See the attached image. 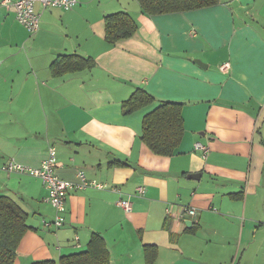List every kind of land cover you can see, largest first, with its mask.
I'll use <instances>...</instances> for the list:
<instances>
[{"label":"crops","instance_id":"1","mask_svg":"<svg viewBox=\"0 0 264 264\" xmlns=\"http://www.w3.org/2000/svg\"><path fill=\"white\" fill-rule=\"evenodd\" d=\"M35 10L31 34L0 0V196L29 225L14 264L83 251L93 233L110 264H264V0L155 15L137 0ZM118 12L137 28L109 43L104 17ZM61 54L93 65L53 75ZM137 88L154 100L123 114ZM165 101L183 104V137L172 155L153 153L141 138L143 116ZM50 146L59 178L78 181L82 170L106 184L70 191L57 228L44 226L55 211L43 183L2 169L11 160L37 167ZM138 186L144 194L124 211L117 200ZM186 206L194 217H180ZM146 245L155 254L147 256Z\"/></svg>","mask_w":264,"mask_h":264},{"label":"trees","instance_id":"2","mask_svg":"<svg viewBox=\"0 0 264 264\" xmlns=\"http://www.w3.org/2000/svg\"><path fill=\"white\" fill-rule=\"evenodd\" d=\"M137 1L143 13L155 15L203 8L214 5L219 0ZM136 28V21L127 13L118 12L104 17V35L109 43L132 35ZM92 65L93 60L89 57L61 54L52 62L50 69L53 75L58 76L65 72L89 68ZM153 100L154 97L151 94L142 88H137L122 102V112L129 114ZM182 106L180 102L165 101L143 116L141 138L153 153L172 155L175 152L184 131ZM28 229L27 214L13 200L0 196V264H14L17 247ZM144 248L147 256L156 252L153 245H146ZM147 262L150 264L152 258ZM31 264H110V262L103 239L99 234L93 233L85 250L63 255L57 261L48 259Z\"/></svg>","mask_w":264,"mask_h":264},{"label":"built area","instance_id":"3","mask_svg":"<svg viewBox=\"0 0 264 264\" xmlns=\"http://www.w3.org/2000/svg\"><path fill=\"white\" fill-rule=\"evenodd\" d=\"M78 0H1V3L5 6H12L14 9L15 18L28 33L33 34L37 31L40 21V13L35 10V5L39 3L42 9L49 8H62L71 9ZM220 71L226 72L229 69V63L224 62L219 66ZM195 147L202 150L203 155L206 154V147L200 143H195ZM56 160V151L53 146H50L47 150L45 158L41 160V163L37 167L25 166L17 163L13 160L6 163L2 169L7 173H23L31 176L38 177L47 190V201L54 209V219L50 221H44V226L59 227L62 225L64 218L63 212L65 211V198L70 191H76L85 187L93 188H105L106 184L97 182L95 180H89L86 178L85 173L82 170L77 171L78 181L64 180L55 175L53 171V165ZM116 190V188L114 189ZM145 192L143 186L135 188L134 192L127 196V198H119L117 205L124 211L131 209V196H142ZM168 213L169 210L166 209ZM196 215V209L191 206L182 208V214L180 217H194ZM181 218V219H182Z\"/></svg>","mask_w":264,"mask_h":264},{"label":"water","instance_id":"4","mask_svg":"<svg viewBox=\"0 0 264 264\" xmlns=\"http://www.w3.org/2000/svg\"><path fill=\"white\" fill-rule=\"evenodd\" d=\"M196 62H197L198 64H200V65L202 64V63L199 62L198 60H196ZM191 177H194V176H191ZM185 223H186L187 226H190V225H191V221H190V220H187Z\"/></svg>","mask_w":264,"mask_h":264}]
</instances>
